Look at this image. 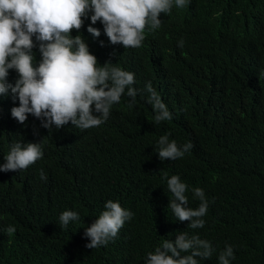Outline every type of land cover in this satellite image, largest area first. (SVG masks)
Segmentation results:
<instances>
[{
	"label": "trees",
	"instance_id": "1",
	"mask_svg": "<svg viewBox=\"0 0 264 264\" xmlns=\"http://www.w3.org/2000/svg\"><path fill=\"white\" fill-rule=\"evenodd\" d=\"M160 19L139 48L111 44L100 21L93 25L99 37L83 36L99 64L133 72L138 90L132 106L123 95L98 127L69 122L49 130L32 114L21 124L11 115L18 98L11 90L0 96V165L16 142H39L44 153L26 170L0 171V264H145L148 252L182 231L212 243V257H198L199 264H219L228 245L230 264H264V0H188ZM33 52L38 66V42ZM17 79L10 69L8 82ZM149 81L172 120L151 122ZM169 133L170 141L193 147L161 161L156 145ZM165 173L187 184L189 207L200 204L193 189H203V228L175 221ZM108 200L132 218L107 246L87 248L86 227ZM65 210L80 220L61 228Z\"/></svg>",
	"mask_w": 264,
	"mask_h": 264
},
{
	"label": "clouds",
	"instance_id": "2",
	"mask_svg": "<svg viewBox=\"0 0 264 264\" xmlns=\"http://www.w3.org/2000/svg\"><path fill=\"white\" fill-rule=\"evenodd\" d=\"M187 4L188 0H0V96H7L11 90L13 98H18L19 106L11 109V115L21 124L32 114L49 130L69 122L81 130L98 127L108 120L123 95L131 98L132 106L138 90L133 87V72L110 66L111 61L99 64L83 36L91 33L99 37L101 31L93 25L100 21L111 44L139 48L146 29L155 31L161 26V13L170 15L173 7L183 9ZM37 42L42 56L38 66L33 52ZM178 46H184L183 39ZM10 69L18 73L14 85L8 82ZM144 91L155 113L151 122L158 125L172 120V113L150 81ZM169 136L170 133L162 135L156 145L161 161L183 158L193 147L191 142L179 146ZM43 155L39 142H16L5 155L6 163L0 165V171L26 170ZM163 178L170 194L167 208L172 210L175 221H190L188 228L193 230L203 228L208 210L203 189H193V198L200 204L192 208L188 206L187 184L178 175L169 178L165 173ZM40 179L47 180L43 169ZM104 209L86 227L87 248L107 246L133 215L118 201L108 200ZM78 220V212L65 210L59 224L66 228ZM5 231L12 235L16 228L10 225ZM214 251L210 241L182 231L175 240L164 239L148 252L145 264H199L198 257L210 259ZM234 259L231 245L218 255L219 264H230Z\"/></svg>",
	"mask_w": 264,
	"mask_h": 264
}]
</instances>
